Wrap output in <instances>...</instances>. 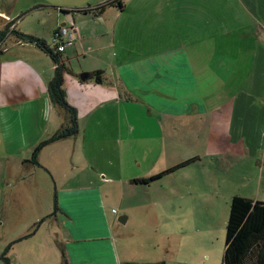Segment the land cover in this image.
<instances>
[{
  "label": "crops",
  "instance_id": "0c3cea01",
  "mask_svg": "<svg viewBox=\"0 0 264 264\" xmlns=\"http://www.w3.org/2000/svg\"><path fill=\"white\" fill-rule=\"evenodd\" d=\"M178 2V5L166 4L167 11L173 6L171 10L178 8V14L173 12L161 18L163 40L143 46V57L139 58L131 56V52H135L132 50L126 52L124 58L107 52L115 41L105 43L100 41L101 34L90 35L91 13L84 20L71 14L59 23H73L79 30V38L65 48L61 59L65 65L69 63L63 85L78 122L72 151L74 154L77 140L82 136L86 158L83 164L71 162L70 166L87 171L56 175L50 167L57 153L55 144L69 142L71 136L44 146L38 154V162L46 176L53 180L51 184L43 177L46 188L42 207L51 214L48 220L58 226V233L52 235L54 240L62 241L66 264L127 261L121 257L113 235L118 210L113 206L116 202L112 191L106 185L117 181L124 185L146 177L131 167L130 174L124 170L126 163L132 167H140L141 163L137 158L132 163L124 159L123 127L130 136L137 129L150 131V137L158 146L161 140L167 141L169 135L176 134L179 140L181 134H198L201 126L212 128L219 122L218 115H223L227 150L236 146L239 155L260 157L258 162L264 163V0ZM92 18L95 20L96 16ZM23 45L18 48H25ZM26 50L25 55L31 61L29 67L37 71V78L34 81V75L19 77L17 87L21 89V85L25 92L31 91L20 102L32 104L33 110L28 109L26 114L36 124V135L31 143L35 146L57 131L65 121V114L54 106L48 95L54 64L44 53ZM74 60L77 68L72 66ZM3 61H0V82L4 83L2 74L7 63ZM98 71L102 72L100 83L95 80ZM83 72L90 73L86 81L79 78ZM202 116L205 124L200 123ZM195 118L199 119L196 123ZM132 147L130 143V151ZM165 165L174 164L166 161ZM64 175L66 179L76 177L83 184L57 185V177L62 181ZM115 194L118 204L122 203L124 195ZM55 199L58 209L50 212L53 206L55 208ZM33 221H37L36 216Z\"/></svg>",
  "mask_w": 264,
  "mask_h": 264
},
{
  "label": "rangeland",
  "instance_id": "374dc122",
  "mask_svg": "<svg viewBox=\"0 0 264 264\" xmlns=\"http://www.w3.org/2000/svg\"><path fill=\"white\" fill-rule=\"evenodd\" d=\"M107 1L0 0L3 10L0 29L12 22L11 28L15 31L44 40L54 48L51 35L63 18L73 14L78 20H84L91 13L65 10L94 8ZM178 1L122 0V10L118 5H108L97 15L91 13L90 35L101 34L100 41L105 43H112L114 39V47L107 51L113 55L124 58V54L132 50L135 51L131 52L132 57H143V46L163 40L161 18L173 12L178 14V8L171 10L173 6L167 11L166 4L178 5ZM39 3L43 6H38ZM94 15L96 18L92 20ZM169 25L173 24L169 21ZM20 45L25 48H18L22 47ZM26 49L44 53L53 63L38 46L21 42L16 32L8 34L0 49V61L4 59L2 63L8 66L2 74L5 84L0 82V264H7L6 260L9 264H66L62 257V241L54 240L52 235L58 233V226L48 220L51 214L42 207L46 188L43 177L51 184L53 180L46 176L42 167L29 161L36 146L31 144L36 124L26 114L28 109L33 110L32 104L20 101L31 91L25 92L17 85L19 77L24 75H34L35 81L37 71L29 67L31 61L25 55ZM80 57L81 60L82 55ZM76 60L72 64L74 68H77ZM66 66L69 68V63ZM218 117L219 122L212 128L201 126L198 134H181L179 140L176 134L169 135L168 140H161L158 146L150 137V131L137 129L130 136L126 127L122 128L124 159L132 163L137 158L141 163L140 167H132L125 162L126 173H131V167L141 176L150 178L176 167L147 183L132 181L122 185L117 181L106 185L112 191L116 202L113 206L118 210L112 231L122 258L134 262L164 261L165 264H222L231 198L239 195L264 202V163L258 162L260 157L239 155L235 145V149L228 151L223 115ZM201 121H205L203 116ZM74 136L67 140L69 142L55 144L57 153L50 167L56 175L87 171L83 167L70 166L71 162L83 164L86 159L82 136L73 154ZM166 161L175 166L165 165ZM63 177L62 181L57 177V185L83 184L76 177ZM117 192L124 195L120 204ZM53 211L54 206L50 212ZM121 215L128 217L125 223L118 221ZM35 216L36 222L33 221ZM24 235L27 236L21 238ZM4 252L5 258H2Z\"/></svg>",
  "mask_w": 264,
  "mask_h": 264
},
{
  "label": "trees",
  "instance_id": "16d2710c",
  "mask_svg": "<svg viewBox=\"0 0 264 264\" xmlns=\"http://www.w3.org/2000/svg\"><path fill=\"white\" fill-rule=\"evenodd\" d=\"M108 5H118L119 9H123L122 0H110L104 4L96 6L94 8H83V9H70L65 10L66 12H91L97 15L102 12ZM12 22L8 23L4 28L0 29V49L2 43L10 32H16L19 39L23 43L34 44L44 50L52 59L54 64V74L48 83V95L50 101L58 109L65 112L64 123L48 138L40 141L33 149L31 157L29 159L35 165H39L38 152L44 146L49 143L59 141L76 135L78 132V122L76 110L71 106L67 99L64 89V73L68 71L67 66L61 59V53L56 52L55 47L50 48L44 40L36 37L19 33L15 31L14 27L11 28ZM102 72L95 73L96 82L100 83L103 81L101 76ZM178 167V166H177ZM173 167L165 172L156 174L150 178H137L132 181L147 183L150 180L161 177L163 173L172 171ZM55 208L58 209L57 202L55 199ZM22 236L21 238L26 237ZM20 238V239H21ZM10 247L8 245L6 249ZM5 249V251H6ZM5 252L1 255L4 257ZM63 261L65 262V255L62 252ZM9 264V261H7ZM121 264H165L164 261L159 262H134L125 261ZM222 264H264V202L259 200H252L239 195H233L230 201L229 216L226 225V238L225 247L223 253Z\"/></svg>",
  "mask_w": 264,
  "mask_h": 264
},
{
  "label": "built area",
  "instance_id": "2783aa9c",
  "mask_svg": "<svg viewBox=\"0 0 264 264\" xmlns=\"http://www.w3.org/2000/svg\"><path fill=\"white\" fill-rule=\"evenodd\" d=\"M79 38V30L72 23L70 25H59L51 35V42L56 52L61 53L67 46H71Z\"/></svg>",
  "mask_w": 264,
  "mask_h": 264
},
{
  "label": "water",
  "instance_id": "95a60500",
  "mask_svg": "<svg viewBox=\"0 0 264 264\" xmlns=\"http://www.w3.org/2000/svg\"><path fill=\"white\" fill-rule=\"evenodd\" d=\"M90 76V73H87V72H83L79 75V78L81 81H86ZM126 219L127 217L124 216V215H121L118 217V221L121 222V223H125L126 222Z\"/></svg>",
  "mask_w": 264,
  "mask_h": 264
}]
</instances>
